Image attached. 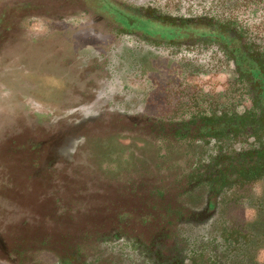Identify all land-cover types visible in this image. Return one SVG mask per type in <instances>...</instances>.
Masks as SVG:
<instances>
[{"label":"flooded vegetation","instance_id":"obj_1","mask_svg":"<svg viewBox=\"0 0 264 264\" xmlns=\"http://www.w3.org/2000/svg\"><path fill=\"white\" fill-rule=\"evenodd\" d=\"M102 1L112 15L96 21L92 0H0V51L32 24H94L108 46L90 52L91 98L30 153L37 172L70 166L96 125L130 165H71L76 220L89 224L53 264H264V0ZM160 62L166 87L150 76Z\"/></svg>","mask_w":264,"mask_h":264},{"label":"rangeland","instance_id":"obj_2","mask_svg":"<svg viewBox=\"0 0 264 264\" xmlns=\"http://www.w3.org/2000/svg\"><path fill=\"white\" fill-rule=\"evenodd\" d=\"M92 1L87 5L93 7L94 20L112 15L105 2ZM84 6L78 4L79 9ZM31 27L25 42H13L0 51V264H53L66 234L83 231L89 224V219L76 220L75 193L81 186L71 185V177H76L73 162L61 163L51 172H37L43 159L33 163L36 154L30 151L68 120L55 122L58 117L91 98L89 87L98 85L101 74L100 62L90 52L107 50L104 30L94 24L92 34L85 27L76 31L67 25ZM157 66H150L151 79L166 87L172 68L162 62ZM108 132L96 125L90 129L73 165L93 175H102L112 166L127 169L130 164L121 155L122 146L102 137ZM91 134L99 137L91 138ZM44 240L48 244L43 245ZM6 250L12 252L13 260ZM260 256L264 257V250Z\"/></svg>","mask_w":264,"mask_h":264},{"label":"trees","instance_id":"obj_3","mask_svg":"<svg viewBox=\"0 0 264 264\" xmlns=\"http://www.w3.org/2000/svg\"><path fill=\"white\" fill-rule=\"evenodd\" d=\"M242 176V178L246 181V180H248L249 178H248V174H243V175H241ZM259 176H261V175H259ZM238 197H240V196H238Z\"/></svg>","mask_w":264,"mask_h":264}]
</instances>
